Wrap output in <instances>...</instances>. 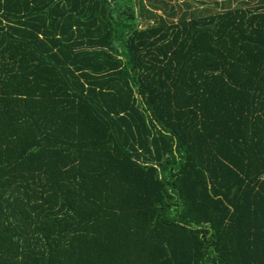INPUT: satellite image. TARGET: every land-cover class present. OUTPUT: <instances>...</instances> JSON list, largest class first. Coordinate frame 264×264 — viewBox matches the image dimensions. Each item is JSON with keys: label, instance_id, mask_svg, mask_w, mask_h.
<instances>
[{"label": "trees", "instance_id": "obj_1", "mask_svg": "<svg viewBox=\"0 0 264 264\" xmlns=\"http://www.w3.org/2000/svg\"><path fill=\"white\" fill-rule=\"evenodd\" d=\"M172 1L0 0V264H264V0Z\"/></svg>", "mask_w": 264, "mask_h": 264}, {"label": "rangeland", "instance_id": "obj_2", "mask_svg": "<svg viewBox=\"0 0 264 264\" xmlns=\"http://www.w3.org/2000/svg\"><path fill=\"white\" fill-rule=\"evenodd\" d=\"M147 1V0H146ZM179 2L181 1H183V0H178ZM186 1H189V0H186ZM193 1H197V0H193ZM221 0H218V2H220ZM172 2H174V0L172 1ZM236 4V2L235 1H233L232 3H231V5L232 6H234ZM209 5H212V2H209ZM212 7V6H211Z\"/></svg>", "mask_w": 264, "mask_h": 264}]
</instances>
